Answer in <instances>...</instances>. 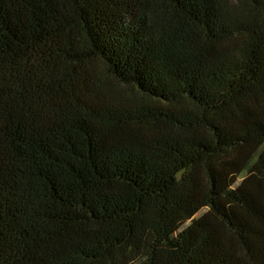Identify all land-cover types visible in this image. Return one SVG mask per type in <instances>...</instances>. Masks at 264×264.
I'll use <instances>...</instances> for the list:
<instances>
[{
	"label": "trees",
	"instance_id": "16d2710c",
	"mask_svg": "<svg viewBox=\"0 0 264 264\" xmlns=\"http://www.w3.org/2000/svg\"><path fill=\"white\" fill-rule=\"evenodd\" d=\"M0 264H264V0H0Z\"/></svg>",
	"mask_w": 264,
	"mask_h": 264
},
{
	"label": "rangeland",
	"instance_id": "374dc122",
	"mask_svg": "<svg viewBox=\"0 0 264 264\" xmlns=\"http://www.w3.org/2000/svg\"><path fill=\"white\" fill-rule=\"evenodd\" d=\"M240 180V179H239ZM238 180V181H239ZM205 211V209H203V210H201L200 212H198L196 215H195V217H198V216H200L203 212ZM187 223H185V225H186Z\"/></svg>",
	"mask_w": 264,
	"mask_h": 264
}]
</instances>
